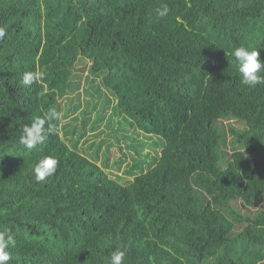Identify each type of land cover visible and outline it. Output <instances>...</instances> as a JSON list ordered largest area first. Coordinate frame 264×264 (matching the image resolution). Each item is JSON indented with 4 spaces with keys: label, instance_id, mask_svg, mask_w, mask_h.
Returning a JSON list of instances; mask_svg holds the SVG:
<instances>
[{
    "label": "trees",
    "instance_id": "trees-1",
    "mask_svg": "<svg viewBox=\"0 0 264 264\" xmlns=\"http://www.w3.org/2000/svg\"><path fill=\"white\" fill-rule=\"evenodd\" d=\"M263 199L264 0H0V264H264Z\"/></svg>",
    "mask_w": 264,
    "mask_h": 264
},
{
    "label": "rangeland",
    "instance_id": "rangeland-1",
    "mask_svg": "<svg viewBox=\"0 0 264 264\" xmlns=\"http://www.w3.org/2000/svg\"><path fill=\"white\" fill-rule=\"evenodd\" d=\"M82 62V66L86 67V70L84 72H80V67L76 66L74 73L78 76L79 80L81 81L82 84V88H81V95L79 96V94H72L70 95L69 98L65 99L62 101V107L65 108L66 111H64V114L62 116V121L63 123H65L67 130H69L70 132L75 128L74 126L77 125V132L79 133V131L81 132V125H82V119L84 116H86L87 118H91V116H93L94 114V109L89 111L88 113H86V110H90L92 109L93 106V101H95L94 103L98 102L99 99L105 100L106 104L103 106L104 107V121L100 122V128L99 130L95 131V132H91L93 125L90 124L89 126H87V137L83 138V140H81L78 144V146L80 148H83L84 146H81L83 142H85L87 140V138L91 139L94 135L95 139L93 141L98 142L99 140L105 139L108 140L115 146V147H119V148H124V143L122 141H117L109 135H112V131L107 128V123L109 119H112L114 123L120 122V117H118L117 115H115L114 113V105L116 103V99L115 97H113V95L104 88L103 83H102V78L101 75L99 76H94L91 75L89 72V68L91 66V64L89 62H83L82 59L79 60L78 65H80ZM87 92L90 93L92 96H88ZM91 101V102H90ZM89 105V108L87 109V106ZM86 108V109H85ZM101 107L99 106L98 109L95 111V116L100 117L101 115ZM98 112V113H97ZM92 114V115H91ZM66 115V117H65ZM75 119H78V121H76ZM123 122L120 125L124 124V128L122 129L123 132H127L131 130L130 125L128 124L127 121H125L124 119H121ZM224 126H228V125H234L236 128L238 129H242L243 125L240 123H237L235 121H225ZM119 125V126H120ZM121 127H119V129L117 131H120ZM133 133H135L136 131L133 130ZM121 134V133H120ZM62 136L64 139H68V136L65 135L64 132H62ZM122 137V136H121ZM126 137V136H124ZM71 139L73 138L74 141L69 142V145L72 146L73 148H75L73 146V142H75L77 140V135L76 136H72L70 137ZM83 141V142H82ZM71 143V144H70ZM129 144H132L131 142H129ZM151 150V149H150ZM126 151V149L124 150ZM143 152H146L147 156V161L145 163V169L147 170L149 167V164L151 165V162L153 161V159L155 157H157V153L159 152L158 149L155 150H151V152H147L149 151V149H146L145 147H143ZM228 151L231 153L232 150L231 148H228ZM118 152L114 150L113 152V156L116 158V156H118L119 154H117ZM134 155V154H133ZM144 160V157L141 155L140 156V162H142ZM143 166V165H142ZM137 173L139 172L138 169L135 170ZM113 171H109L108 173L111 175L113 173H111ZM264 199L262 201H256L255 205L252 207L247 208L245 205H243L240 201L235 202L233 205V207L237 210L240 211L243 215H250V213H255L258 211V209H263L264 205L263 202Z\"/></svg>",
    "mask_w": 264,
    "mask_h": 264
}]
</instances>
